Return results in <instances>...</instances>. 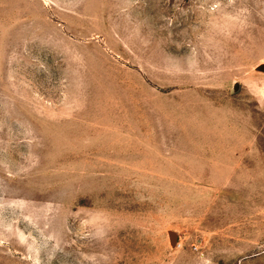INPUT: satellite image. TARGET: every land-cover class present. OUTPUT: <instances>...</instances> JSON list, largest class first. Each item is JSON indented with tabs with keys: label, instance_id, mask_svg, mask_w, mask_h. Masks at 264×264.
I'll return each instance as SVG.
<instances>
[{
	"label": "rangeland",
	"instance_id": "374dc122",
	"mask_svg": "<svg viewBox=\"0 0 264 264\" xmlns=\"http://www.w3.org/2000/svg\"><path fill=\"white\" fill-rule=\"evenodd\" d=\"M0 264H264V0H0Z\"/></svg>",
	"mask_w": 264,
	"mask_h": 264
}]
</instances>
